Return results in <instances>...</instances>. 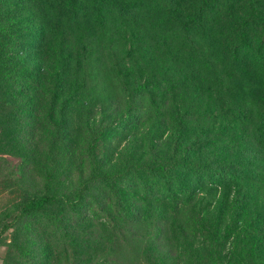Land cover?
<instances>
[{"label":"rangeland","instance_id":"1","mask_svg":"<svg viewBox=\"0 0 264 264\" xmlns=\"http://www.w3.org/2000/svg\"><path fill=\"white\" fill-rule=\"evenodd\" d=\"M35 1L0 0V264H264V0Z\"/></svg>","mask_w":264,"mask_h":264},{"label":"trees","instance_id":"2","mask_svg":"<svg viewBox=\"0 0 264 264\" xmlns=\"http://www.w3.org/2000/svg\"><path fill=\"white\" fill-rule=\"evenodd\" d=\"M30 1V6L31 8L35 9V10H41V6L39 5L38 2H36L35 0H29ZM85 13V11H84ZM33 15V13L31 14ZM35 23V22H33ZM44 25L41 23V21L36 22L33 27H32V33L35 34L36 31L41 30V32L45 31L44 29ZM258 28V36L260 35L261 32L264 31V27H263V22L261 21L259 23V27ZM44 34V33H43ZM42 34V35H43ZM85 36V38L81 39L82 42H85V46L90 45L91 40H90V36L89 34H86V32L83 34ZM185 150L187 151H192L195 147L194 144H186L185 146ZM143 166H145V168L151 172L152 174H156L159 175L161 177V180L163 181V185L164 186H172L174 182H177L178 180H180L182 178V174H188L189 169L193 172V174H195L194 170L197 167H201V165L199 163H196L194 165L189 164L184 162L182 159L180 158H176L174 157V152L171 151L169 152L164 158L163 160H161L158 163L155 164H150L149 162H143L142 163ZM216 174L224 177L226 172L224 170H218L216 168ZM96 177L95 178H101L103 179L106 176V173L104 172H96L94 174ZM87 194H91L92 196H99V193H95L93 191H89L86 192ZM57 195L56 194H33L31 196H29L26 200L22 201L21 203L18 204L17 206V212L15 214L16 218H19L25 214H28L30 212H33L39 208H43L48 206L50 203L54 202L55 200H57ZM62 198L64 199V201L67 203V205L69 206V208L71 210H76L77 209V205L79 203V194L75 195L74 200H70L67 199L66 196H62ZM74 201H76L74 203Z\"/></svg>","mask_w":264,"mask_h":264}]
</instances>
